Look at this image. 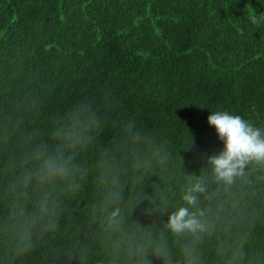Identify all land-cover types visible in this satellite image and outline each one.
Returning a JSON list of instances; mask_svg holds the SVG:
<instances>
[{"label":"trees","instance_id":"16d2710c","mask_svg":"<svg viewBox=\"0 0 264 264\" xmlns=\"http://www.w3.org/2000/svg\"><path fill=\"white\" fill-rule=\"evenodd\" d=\"M253 14L264 15V0H0V119L22 117L50 136L78 102L104 118L82 156L89 174L64 199L61 231L27 264H64L56 254L76 242L91 248L86 264H109L91 222L100 195L95 162L129 125L151 167L137 183L125 162L123 207L130 222L156 232L182 203L187 179L210 171L205 157L223 148L212 111L264 127V23H251ZM235 195L243 205L237 223L205 237L204 264H228L231 247L221 254V241L231 246L238 235L241 264H264V193L238 185ZM150 201L160 211L140 215Z\"/></svg>","mask_w":264,"mask_h":264},{"label":"clouds","instance_id":"9594fccd","mask_svg":"<svg viewBox=\"0 0 264 264\" xmlns=\"http://www.w3.org/2000/svg\"><path fill=\"white\" fill-rule=\"evenodd\" d=\"M253 24L264 23V15L250 16ZM223 148L206 156L210 171L190 176L183 185L181 201L168 215L163 230L156 232L130 222L123 207L122 171L125 162L139 183L151 160L136 148L138 136L131 126L113 147L100 153L94 180L100 195L91 210V222L99 226L101 243L109 264H204L201 242L218 232L231 233L242 208L235 195L237 186H247L253 195L264 193V127L240 114L212 111L208 117ZM104 118L88 101L70 107L50 136L29 130L22 117L0 119V264H27V260L61 231L64 199L77 193L89 174L83 153L96 142ZM149 206L140 215L160 211ZM76 231L79 226L75 225ZM174 237V240H170ZM243 235L231 247L228 264H241ZM89 245L76 242L56 254L64 264L76 260L86 264ZM179 255L182 260H177Z\"/></svg>","mask_w":264,"mask_h":264}]
</instances>
